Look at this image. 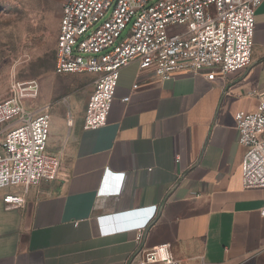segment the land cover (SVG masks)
<instances>
[{"label":"crops","instance_id":"crops-1","mask_svg":"<svg viewBox=\"0 0 264 264\" xmlns=\"http://www.w3.org/2000/svg\"><path fill=\"white\" fill-rule=\"evenodd\" d=\"M254 46L249 68L213 82H162L130 64L100 129L84 127L92 85L71 124L68 112L54 115L49 150L61 173L27 194L0 190V264H140L139 253L162 245L183 264H264V188H243L235 120L264 92V1ZM110 215L129 217L103 223Z\"/></svg>","mask_w":264,"mask_h":264},{"label":"built area","instance_id":"built-area-1","mask_svg":"<svg viewBox=\"0 0 264 264\" xmlns=\"http://www.w3.org/2000/svg\"><path fill=\"white\" fill-rule=\"evenodd\" d=\"M263 1L66 0L54 73L95 75L84 127L100 129L108 124L120 71L132 63H138L140 71L151 70L162 82L183 75H201L213 82L249 68L256 13ZM40 95L38 80L13 81L9 96L0 100V190L20 186L27 194L30 187L59 178L61 157L49 150L53 106L39 105ZM257 99L256 110L235 116L245 149L244 189L264 188V92ZM71 116L69 112L68 124ZM4 201L21 204L24 195L7 194ZM155 212L156 208L151 217ZM139 254L140 264H183L169 245Z\"/></svg>","mask_w":264,"mask_h":264},{"label":"rangeland","instance_id":"rangeland-1","mask_svg":"<svg viewBox=\"0 0 264 264\" xmlns=\"http://www.w3.org/2000/svg\"><path fill=\"white\" fill-rule=\"evenodd\" d=\"M65 1L0 0V100L9 96L13 81L38 80V104H52L54 118L61 111H74L75 104L88 95L89 75L54 73Z\"/></svg>","mask_w":264,"mask_h":264},{"label":"water","instance_id":"water-1","mask_svg":"<svg viewBox=\"0 0 264 264\" xmlns=\"http://www.w3.org/2000/svg\"><path fill=\"white\" fill-rule=\"evenodd\" d=\"M126 218V217H129V216H108V217H105L104 219H103V223H105V224H110L111 222H116V221H119L121 218Z\"/></svg>","mask_w":264,"mask_h":264},{"label":"trees","instance_id":"trees-1","mask_svg":"<svg viewBox=\"0 0 264 264\" xmlns=\"http://www.w3.org/2000/svg\"><path fill=\"white\" fill-rule=\"evenodd\" d=\"M55 59H56V52H55Z\"/></svg>","mask_w":264,"mask_h":264},{"label":"bare ground","instance_id":"bare-ground-1","mask_svg":"<svg viewBox=\"0 0 264 264\" xmlns=\"http://www.w3.org/2000/svg\"><path fill=\"white\" fill-rule=\"evenodd\" d=\"M54 154V153H53ZM57 155V154H56Z\"/></svg>","mask_w":264,"mask_h":264}]
</instances>
